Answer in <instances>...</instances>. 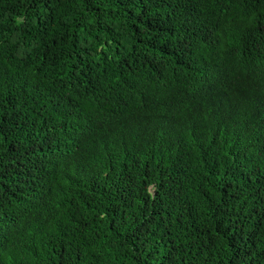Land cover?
Here are the masks:
<instances>
[{"label": "trees", "instance_id": "1", "mask_svg": "<svg viewBox=\"0 0 264 264\" xmlns=\"http://www.w3.org/2000/svg\"><path fill=\"white\" fill-rule=\"evenodd\" d=\"M0 264H264V0H0Z\"/></svg>", "mask_w": 264, "mask_h": 264}]
</instances>
